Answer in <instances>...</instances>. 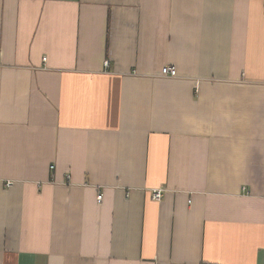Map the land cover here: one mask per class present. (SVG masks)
I'll return each instance as SVG.
<instances>
[{
    "label": "crops",
    "instance_id": "1",
    "mask_svg": "<svg viewBox=\"0 0 264 264\" xmlns=\"http://www.w3.org/2000/svg\"><path fill=\"white\" fill-rule=\"evenodd\" d=\"M0 53V264H264V0H0Z\"/></svg>",
    "mask_w": 264,
    "mask_h": 264
},
{
    "label": "built area",
    "instance_id": "2",
    "mask_svg": "<svg viewBox=\"0 0 264 264\" xmlns=\"http://www.w3.org/2000/svg\"><path fill=\"white\" fill-rule=\"evenodd\" d=\"M1 55V53H0ZM161 77L164 78H175L178 76L177 70L174 67H165L162 72L160 73ZM8 186H12L11 182H8ZM166 191H163L162 189H155L152 191V199L155 201H161L164 197V193ZM99 202H101L102 198L99 197Z\"/></svg>",
    "mask_w": 264,
    "mask_h": 264
}]
</instances>
